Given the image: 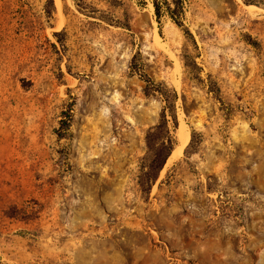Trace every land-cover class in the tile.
I'll return each instance as SVG.
<instances>
[{"label":"rangeland","instance_id":"374dc122","mask_svg":"<svg viewBox=\"0 0 264 264\" xmlns=\"http://www.w3.org/2000/svg\"><path fill=\"white\" fill-rule=\"evenodd\" d=\"M183 24L151 0H0L3 264H264V0H184ZM162 111L189 138L146 197Z\"/></svg>","mask_w":264,"mask_h":264},{"label":"trees","instance_id":"16d2710c","mask_svg":"<svg viewBox=\"0 0 264 264\" xmlns=\"http://www.w3.org/2000/svg\"><path fill=\"white\" fill-rule=\"evenodd\" d=\"M153 11L156 19L159 21L161 15H167L176 25L183 27L185 32L191 36L189 30L183 24L184 16V0H151ZM188 72H192L198 68V65L193 59H190L185 63ZM145 86L143 91L145 94H151L153 92H159L160 88L158 85L164 84L163 81L154 83L151 79H145ZM209 92H214L215 98L220 101V97L216 93L217 87L212 83H207ZM171 97L172 100H176L177 92L171 87ZM177 127V119L175 114L172 115L171 124H169L168 119L166 118L165 112L162 111L157 121L151 126L147 133V143L148 150L151 153L147 163L141 165L140 173L137 177V183L140 191L148 197L152 183L157 179L158 173L162 166L164 165L166 159L169 157L176 143V139L173 133V130ZM68 123L67 121L61 120V130H67ZM65 134V132L60 131L58 136ZM195 131H192L189 144L192 142ZM0 264H3L0 261Z\"/></svg>","mask_w":264,"mask_h":264},{"label":"bare ground","instance_id":"6f19581e","mask_svg":"<svg viewBox=\"0 0 264 264\" xmlns=\"http://www.w3.org/2000/svg\"><path fill=\"white\" fill-rule=\"evenodd\" d=\"M188 127H186L183 122L179 123L178 127H177V139H178V144L176 145V147L173 149V151L171 152V154L169 155V157L167 158L166 162H168L169 160L175 158L177 155H179L182 151V148L184 147V145H186L188 138H189V132H188Z\"/></svg>","mask_w":264,"mask_h":264}]
</instances>
